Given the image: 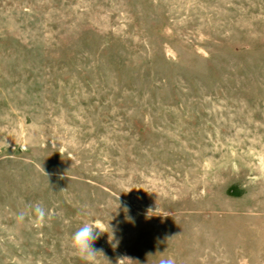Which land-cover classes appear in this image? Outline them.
<instances>
[{
	"label": "rangeland",
	"instance_id": "374dc122",
	"mask_svg": "<svg viewBox=\"0 0 264 264\" xmlns=\"http://www.w3.org/2000/svg\"><path fill=\"white\" fill-rule=\"evenodd\" d=\"M0 264H264V0H0Z\"/></svg>",
	"mask_w": 264,
	"mask_h": 264
}]
</instances>
